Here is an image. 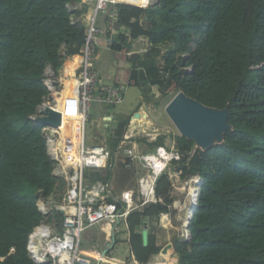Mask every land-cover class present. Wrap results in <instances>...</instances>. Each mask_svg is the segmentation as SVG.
Instances as JSON below:
<instances>
[{
	"label": "trees",
	"instance_id": "16d2710c",
	"mask_svg": "<svg viewBox=\"0 0 264 264\" xmlns=\"http://www.w3.org/2000/svg\"><path fill=\"white\" fill-rule=\"evenodd\" d=\"M78 1L0 0V264H35L26 244L44 219L38 201L65 185L53 173L42 126L31 116L48 93L45 68L57 75L67 57L81 54L85 26L70 19ZM115 7L118 33L108 45L116 60L113 85L133 81L144 97L152 94L155 106L181 90L205 105L229 109L231 129L223 142L202 150L183 136L175 141L181 158L173 164L180 176L202 179L190 239L174 241L178 263L264 264V0H155L147 8ZM140 36L150 49L127 55ZM62 74L63 96L73 79L68 67ZM60 119L72 128L79 125L74 117ZM129 119L114 126L112 152ZM163 143L158 137L149 145ZM119 167L120 187L133 185L134 170ZM104 171V180L113 177L111 162ZM170 190L169 176L162 173L155 183L162 200L125 218L130 252L140 264L160 250L149 229L143 245L142 230L170 210ZM61 217L53 211L47 219L59 225Z\"/></svg>",
	"mask_w": 264,
	"mask_h": 264
},
{
	"label": "built area",
	"instance_id": "2783aa9c",
	"mask_svg": "<svg viewBox=\"0 0 264 264\" xmlns=\"http://www.w3.org/2000/svg\"><path fill=\"white\" fill-rule=\"evenodd\" d=\"M154 0H79L71 10V22H82L85 26L84 41L80 55H72L64 60L62 72L68 67L72 74L73 89L61 95L64 86V76L56 75L50 66L43 72V83L48 93L37 106L31 119L42 126V133L46 138L48 153L55 161L54 175H61L65 181L61 199H51L53 209L48 210L52 195L38 201V209L44 219L36 225L28 235L27 252L35 264H96L82 256L80 248L81 235L84 231L103 221L125 220L130 211L141 208L148 203H156L162 198L155 193V183L162 173L170 176L172 165L179 161L176 142L171 140L161 145L151 147L149 144L162 137L161 133L150 134L142 124L132 123L134 114L130 116L127 129L115 150L110 154L109 148L98 144L86 146L84 144L83 127L88 113L94 103L115 105L123 100V92L127 84L104 85L99 83V76L93 66L96 60V49L100 41L105 46L113 41L118 31L116 4L126 3L147 8ZM80 13H76L82 10ZM147 38L140 36L132 43V53H144L150 49ZM188 73L191 67L184 68ZM139 112V111H138ZM59 113L60 116L77 118L81 123V141L77 144L75 155L69 156V165L62 161L59 144V125L45 124V120ZM40 122V123H39ZM141 145L148 148L144 149ZM66 144L64 149H69ZM194 150L190 152V156ZM111 162V170L116 166L134 170L136 184L115 192L111 180L92 181L90 173L98 174L106 170ZM177 178L179 173L175 171ZM58 177V176H57ZM112 197L113 201H108ZM120 204V207L118 205ZM176 208L175 200L170 205ZM170 206L169 209L171 208ZM53 211L62 214L57 226L55 219L48 221ZM169 217V211L161 213Z\"/></svg>",
	"mask_w": 264,
	"mask_h": 264
},
{
	"label": "rangeland",
	"instance_id": "374dc122",
	"mask_svg": "<svg viewBox=\"0 0 264 264\" xmlns=\"http://www.w3.org/2000/svg\"><path fill=\"white\" fill-rule=\"evenodd\" d=\"M155 1V0H154ZM142 23L145 25V19L142 20ZM97 53L99 54V60L94 64L93 69L97 72L99 79H102L104 85H113V75L116 69V60L113 57L112 51L108 49L107 51H103L100 49V47H97ZM63 68V67H62ZM58 75L62 76V69L59 70ZM107 75V77H106ZM63 81V80H61ZM63 88H65V83ZM62 88V89H63ZM72 91V90H70ZM69 91V92H70ZM175 93H172L171 95L167 96L165 99L161 101V103L158 106H155L152 104V94L148 92V95L144 97V91L135 85L127 84L126 88L123 92V100L115 105H103L102 108H99L98 106H92L88 117L85 120L84 127H83V135H84V144L86 146H94L98 144H102L105 146L107 144V147L109 148L110 154L112 153V147L110 145V141L112 140L113 136L112 132L114 130V126L117 124V121L120 119H128L129 116H131L135 111L139 110L137 115L133 118L137 120L136 122L132 119V123H139L143 125V128L146 132H149L150 134H156L161 133L162 138L164 139V142H169L171 140H178L179 134L172 124V122L169 120V118L166 116L164 112V107L167 104V102L173 97ZM146 99H149L150 102L146 101ZM142 109V110H140ZM104 114L112 115L113 120L109 121L107 119H103ZM138 117L140 119H138ZM61 120V119H60ZM71 124V123H70ZM63 127L66 133V140L63 144V147H61V156H65L64 152V146L67 144V139L71 138L72 143L75 144L79 139H81V128L79 125L75 128H71L72 126H69V124H65L63 121H60L59 125V133L60 128ZM62 129V130H63ZM61 134V133H60ZM178 136V137H177ZM61 138V136H60ZM59 138V139H60ZM62 140V139H61ZM63 141V140H62ZM60 142V141H59ZM142 148L147 149L148 147L145 145H141ZM67 165L66 163H64ZM173 169L170 171V182H171V190L169 192V195L172 197L171 203L168 205H172V202L174 200H183L184 195L179 191V188L181 184L186 181L188 178H182L180 175L177 178L175 174V171L180 174V171L177 169L175 165H172ZM120 167L116 166L114 168L115 177L112 181V186L114 191L118 192V188H122L119 185L117 176H120ZM126 171V170H124ZM106 171L102 170L100 173H90L92 176V181L95 180H102L104 181L103 173L105 174ZM125 173V172H124ZM58 177H62L61 175H58ZM133 176V175H132ZM131 176V177H132ZM197 176V175H196ZM193 177V176H192ZM130 182H134L133 178L129 179ZM200 188V186H199ZM198 188V189H199ZM63 191V189H62ZM60 192H54V195H52V198L49 199V203L46 202L45 205L47 206L48 210L53 209V206L51 204V199L58 201L61 199ZM171 207V206H170ZM169 211V225L163 226L161 225L160 219L154 224L149 223L148 228L149 230H154V233L156 235V241L159 242V252L157 254H154L151 256L147 264H179L178 263V255L174 252L173 246L174 241L176 239H179L181 241H188L190 238L188 237V223L183 224L179 219V209L176 208H170ZM58 220L55 219V222L58 226ZM119 228H122V224H117ZM174 226V227H173ZM98 226L95 225V227L88 228L84 233L81 235V245L80 248L83 250L82 253L84 256L90 257L89 254H87V251L91 249V242L95 239V234L98 233ZM102 236V234H100ZM127 231L125 232H118L116 235L117 243L114 247V249L111 252V255L115 257H125L127 255V246L126 243L127 239ZM93 236V238H91ZM171 244V247L167 249L166 253H162L161 250L164 246ZM127 261V260H126Z\"/></svg>",
	"mask_w": 264,
	"mask_h": 264
},
{
	"label": "water",
	"instance_id": "95a60500",
	"mask_svg": "<svg viewBox=\"0 0 264 264\" xmlns=\"http://www.w3.org/2000/svg\"><path fill=\"white\" fill-rule=\"evenodd\" d=\"M164 112L176 128L178 134L191 140L194 148L205 150L215 144L223 142L224 133L231 129V126L228 123L229 109L227 105L223 108L208 106L197 99L186 95L181 90L177 91L167 102L164 107ZM136 114L137 113H135L134 116ZM107 119L109 120V117H107ZM59 122V113H57L55 117L50 116L45 120V124L52 126H57ZM198 178L201 181V185L202 179L199 176ZM195 207H193V210ZM193 210L191 212L190 221L192 219ZM188 237L190 238V233H188ZM147 240L148 229L144 228L142 230L143 245L147 244ZM113 243L114 236L112 237L110 246H112ZM110 246L102 251L101 257L96 260V264H100L102 257ZM170 247L171 244L164 246L161 252L166 253L167 249Z\"/></svg>",
	"mask_w": 264,
	"mask_h": 264
},
{
	"label": "crops",
	"instance_id": "0c3cea01",
	"mask_svg": "<svg viewBox=\"0 0 264 264\" xmlns=\"http://www.w3.org/2000/svg\"><path fill=\"white\" fill-rule=\"evenodd\" d=\"M97 47H100V49H102L103 51H107L108 50V48L105 46V44H104L103 41H100ZM98 60H99V54L97 53V49H96V60H95V64H96V62ZM106 77H107V75H106ZM103 82L104 81H102V79H99V83H103ZM69 88H70L69 90H72L73 89V86L72 85H69ZM93 105L94 106H98L99 108H102L103 107L102 104L97 103V102L94 103ZM140 110H142V109H140ZM137 111H139V110H137ZM137 111H135L133 114L138 113ZM107 117H109V121L113 120L112 115H108V114H104L103 119L105 120V119H107ZM60 121H62V119ZM59 141H60V143H59L60 146L63 147V144L64 143L61 140V138L59 139ZM105 145L107 146V144H105ZM112 172H113V177H110L109 178V180H111V182L114 180V177H115L114 169L112 170ZM134 173H135V171H134ZM133 179H134L133 185L127 186V187H124V188H118L119 189L118 192H120L123 189L129 188V187H133L136 184V177H134ZM159 219H161V218H159ZM145 220H146V218H145ZM154 222L155 221H153V222L150 221L149 223L154 224ZM160 222H161V220H160ZM117 224H122L123 227L122 228H119V226H117ZM96 225L98 226V229H99L98 232H99V234L98 233L95 234V237L97 239H95V240H93L91 242V249L89 251H87V254H89L91 256V258L90 257H87V256H84L83 253H82V256L83 257H85L87 259H90L93 262H96V260L101 257L102 251L104 249H106L107 247L110 246V243L112 241V237L114 236V243L106 251V253L107 252H109V253H107V254L105 253V255L102 257V259L100 261V264H140L139 262H137L133 258L132 254L130 252V248H129V244H128L129 233H128V230H127V226H126L125 220H119V221H115V222H112V221H103V222L98 223ZM92 227H95V225L92 226ZM92 227H89V228H92ZM125 230L128 233L127 239H126V243L128 244V246H127L128 247L127 248V255L125 257H123V258L122 257H115V256L111 255V252H112V250L114 249V247H115V245L117 243V239L115 237H116V235H117L118 232H120V231L121 232H125ZM152 233H154V230L152 231ZM100 234H102V236ZM91 238H93V236ZM80 245H81V240H80ZM156 245H159V242L157 243V241H156Z\"/></svg>",
	"mask_w": 264,
	"mask_h": 264
},
{
	"label": "bare ground",
	"instance_id": "6f19581e",
	"mask_svg": "<svg viewBox=\"0 0 264 264\" xmlns=\"http://www.w3.org/2000/svg\"><path fill=\"white\" fill-rule=\"evenodd\" d=\"M131 2H134V0H131ZM138 119H140V118L138 117ZM133 120L137 121L135 119H133ZM79 126L81 128L80 121H79ZM71 128L72 127H70V129ZM80 141H81V139H79L77 142H75V144H73L71 138L67 139L66 143L70 144V148L69 149H63L65 152V156L62 157L63 163H66L67 165H69V159L68 158L70 155H73V156L75 155L76 146ZM200 183H201V181L198 178V176H193V177L188 178L186 181H184L179 188V191L184 195V197H183L182 201L175 200V206L179 209V212H180L178 215V219L183 224H187L190 221L191 212H192L193 207H195L196 202H197V196H198V190H199L198 188L200 186ZM160 220H161V225H163L164 227L168 226L170 223L169 217L165 214L162 216V218Z\"/></svg>",
	"mask_w": 264,
	"mask_h": 264
}]
</instances>
